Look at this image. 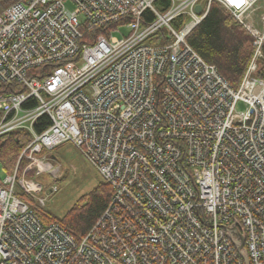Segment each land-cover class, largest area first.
I'll use <instances>...</instances> for the list:
<instances>
[{
  "label": "built area",
  "instance_id": "obj_1",
  "mask_svg": "<svg viewBox=\"0 0 264 264\" xmlns=\"http://www.w3.org/2000/svg\"><path fill=\"white\" fill-rule=\"evenodd\" d=\"M157 1L0 13V137L30 136L0 178V264H264V0ZM212 3L251 37L237 88L187 41ZM64 142L111 189L79 236L37 213Z\"/></svg>",
  "mask_w": 264,
  "mask_h": 264
},
{
  "label": "trees",
  "instance_id": "obj_2",
  "mask_svg": "<svg viewBox=\"0 0 264 264\" xmlns=\"http://www.w3.org/2000/svg\"><path fill=\"white\" fill-rule=\"evenodd\" d=\"M17 1L0 0V13ZM158 3L164 7L169 5L168 0H158ZM143 16L147 20L152 18L149 12H145ZM114 27L116 25L109 28ZM187 41L207 63L217 68L231 87L239 86L251 54V37L219 4L212 3L206 17L190 33ZM257 74L264 80V59L260 62ZM32 104L29 102V105ZM45 125L47 117L43 116L35 124V130L41 132ZM29 142L30 136L23 131L0 137V165L5 174L13 170L20 152ZM110 195V187L100 181L62 218L47 216L48 220H43L38 215L44 223L56 222L76 236L83 235L107 207Z\"/></svg>",
  "mask_w": 264,
  "mask_h": 264
},
{
  "label": "rangeland",
  "instance_id": "obj_3",
  "mask_svg": "<svg viewBox=\"0 0 264 264\" xmlns=\"http://www.w3.org/2000/svg\"><path fill=\"white\" fill-rule=\"evenodd\" d=\"M66 8L71 10V3L68 2ZM127 34L128 29L121 27L118 32H113V37L121 38L122 35ZM48 159L52 165V172L43 176V180L40 181L45 187L43 195L46 197L45 205L37 210L43 220H48L47 216L62 218L83 195L102 181L70 142H64L50 151ZM4 175L5 172L0 165V178ZM51 187H55L56 190L49 192L48 189Z\"/></svg>",
  "mask_w": 264,
  "mask_h": 264
},
{
  "label": "water",
  "instance_id": "obj_4",
  "mask_svg": "<svg viewBox=\"0 0 264 264\" xmlns=\"http://www.w3.org/2000/svg\"><path fill=\"white\" fill-rule=\"evenodd\" d=\"M195 11H196L197 13H199V12H200V7L197 6L196 9H195ZM241 247H242V244L239 246V250H241ZM244 260H245L246 264H248V261H247V258H246V257H244Z\"/></svg>",
  "mask_w": 264,
  "mask_h": 264
},
{
  "label": "crops",
  "instance_id": "obj_5",
  "mask_svg": "<svg viewBox=\"0 0 264 264\" xmlns=\"http://www.w3.org/2000/svg\"><path fill=\"white\" fill-rule=\"evenodd\" d=\"M53 157H51V159H52Z\"/></svg>",
  "mask_w": 264,
  "mask_h": 264
}]
</instances>
